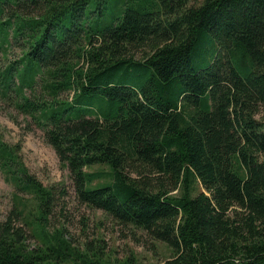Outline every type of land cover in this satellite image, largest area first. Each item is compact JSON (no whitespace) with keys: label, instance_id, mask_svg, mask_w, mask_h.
<instances>
[{"label":"trees","instance_id":"obj_1","mask_svg":"<svg viewBox=\"0 0 264 264\" xmlns=\"http://www.w3.org/2000/svg\"><path fill=\"white\" fill-rule=\"evenodd\" d=\"M0 96L82 203L169 247L159 264H264V0H0ZM19 152L0 135L44 229L54 194ZM25 209L0 222V264H138L29 250Z\"/></svg>","mask_w":264,"mask_h":264},{"label":"rangeland","instance_id":"obj_2","mask_svg":"<svg viewBox=\"0 0 264 264\" xmlns=\"http://www.w3.org/2000/svg\"><path fill=\"white\" fill-rule=\"evenodd\" d=\"M256 118L264 121L263 110ZM0 135L6 143L19 149L30 173L54 194L46 227L42 229L35 220L40 200L33 193L18 192L0 170V222L7 220L15 203L25 206V218L14 227H22L29 250L46 251L57 239L63 238L78 252L94 253L97 258L113 263L131 259L138 264H159L172 256L165 243L154 241L146 232L122 225L103 210L82 203L69 170L48 144L43 131L20 113L10 99L2 96Z\"/></svg>","mask_w":264,"mask_h":264}]
</instances>
